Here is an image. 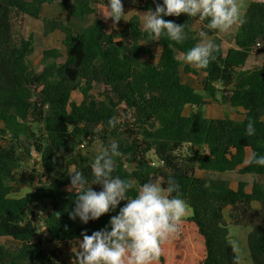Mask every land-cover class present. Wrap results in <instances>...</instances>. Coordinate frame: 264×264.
<instances>
[{
	"label": "trees",
	"instance_id": "trees-1",
	"mask_svg": "<svg viewBox=\"0 0 264 264\" xmlns=\"http://www.w3.org/2000/svg\"><path fill=\"white\" fill-rule=\"evenodd\" d=\"M50 1L0 0V141L6 142L0 143V238L19 243L0 244V264H57L48 245L65 246L82 239L85 229L90 235L104 228L126 203L88 224L69 219L76 193L70 190L68 169L74 164L92 179L94 156L79 150L95 138L105 145L119 142L122 156L115 174L121 178L138 186L173 176L180 184L191 212L180 237L163 245L159 264H238L229 239L231 225L248 230L250 260L264 264V167L245 163L248 149L264 155V1L248 3L247 22L237 27L234 46L225 54L219 31L205 29L206 21H199L196 29L198 20L187 14L164 17L184 24L185 41L162 35L140 44L150 37L137 14L121 29L107 30L97 20L75 33L63 21L39 16L40 5ZM95 1L74 0V13H92ZM136 5L155 8L153 0H137ZM30 18L41 19L44 36L64 33L65 55L57 48L43 50L39 71L28 59L34 50V36L26 30ZM202 30L219 45L216 58L206 69L182 65L177 57L200 40ZM154 45L162 50L158 57ZM254 51L262 54L260 63L245 67ZM199 71L205 74L204 93L227 107L241 108L242 120L204 116L203 94L181 77ZM75 91L82 94L79 103L71 100ZM187 104L195 109L184 115ZM110 118L116 119L115 128L107 126ZM249 120L255 123L254 136L246 135ZM24 157L37 159L39 167L32 169L38 183L31 192L12 195ZM232 172L252 177L251 192L245 180L236 189L230 186ZM91 187L102 189L99 184ZM253 202L259 203L258 210ZM37 206L46 210L44 232L35 241L38 227L31 208Z\"/></svg>",
	"mask_w": 264,
	"mask_h": 264
},
{
	"label": "clouds",
	"instance_id": "clouds-1",
	"mask_svg": "<svg viewBox=\"0 0 264 264\" xmlns=\"http://www.w3.org/2000/svg\"><path fill=\"white\" fill-rule=\"evenodd\" d=\"M155 3L154 10L149 8L143 13L129 11L125 13L123 0H102V7L93 14L102 13L107 22L111 19L115 29L121 20L128 21L130 13H136L139 24L150 39L142 42L157 41L162 35L181 43L187 39L184 24H177L164 17H178L187 14L200 22H207L205 29L226 32L234 27L243 26L247 20L241 0H162ZM208 31L200 32V40L177 59L182 65H191L206 69L214 60L219 45L208 38ZM259 43V42H257ZM256 43V44H257ZM254 46L256 50L259 46ZM162 50L158 49V55ZM117 121L110 118L109 128H115ZM246 135L256 134L255 123L249 120ZM122 156L117 140L105 145L99 144L97 154L91 163L92 179L89 181L75 165L68 169L70 190L76 193L74 207L69 211L70 220L82 224L95 221L104 214L116 212L118 205L126 201L116 215H112L108 224L90 235L87 230L80 233L75 248L73 264H159L163 255V245L180 237L189 205L180 194V184L173 176L163 179H148L135 185L115 174L118 158ZM153 163V162H152ZM246 164L264 167V155L252 151L245 160ZM99 184L100 191L91 186ZM135 189V195H130Z\"/></svg>",
	"mask_w": 264,
	"mask_h": 264
},
{
	"label": "crops",
	"instance_id": "crops-1",
	"mask_svg": "<svg viewBox=\"0 0 264 264\" xmlns=\"http://www.w3.org/2000/svg\"><path fill=\"white\" fill-rule=\"evenodd\" d=\"M261 1H264V0H261ZM136 4H137V0H123L125 13H127L129 11H135V12H139V13H143V12L147 11V10H143V9L138 8ZM91 6L94 9L93 12L90 14H87L85 16L80 17L74 13V7H75L74 0H69L66 3H64L62 0H51L50 2H44L43 4L40 5L39 16L40 17H48L51 19L63 21L65 24H67L68 26H70L72 28L73 32L78 33V32H81L83 29H85L88 25L93 23V14L95 13L97 8L102 7V0H98L97 2L96 1L92 2ZM134 14H136V13H130L129 17L126 19L129 20ZM97 20L101 21L105 25V29H107V30L121 29V28H123V26L127 22V21L121 20L120 22L117 23L116 28L113 29L111 19H109L107 22H105V20L102 18V13H99V12L96 14L95 21H97ZM193 26L196 29H199V27H200L199 21L194 22ZM26 30H27V32H31L34 36V50L28 57L29 61H30L31 56H33V54L35 53V51L37 49L36 43L38 42V38H39L38 44L43 43L45 45L43 47H46L43 50H45L47 48H57V49H59V51L62 54L65 55L66 50H65V46L63 45L64 33L61 32L60 30H55L52 33L48 34L47 36H44L43 35V23H42L41 19H39V18H30L28 20ZM218 36L221 38V49H222V52L225 54L230 47L234 46V38L232 41H229L222 36V32L218 33ZM208 38L211 39V37H208ZM155 48L160 49V46L159 45L153 46L154 54H155ZM43 50H42V53H43ZM259 54H260V56H262L261 53H258V52L255 53V51L253 53H251V55L247 59L245 67H249L251 64L255 63L256 60H257V63H260L261 58L259 57ZM156 56L158 57L159 55L157 54ZM41 68H42V66H41ZM41 68H39L38 71L41 70ZM181 77H182V80L184 83L193 87L195 89V91L203 94L206 104H204L201 109L204 111L203 112L204 116L214 117V118L230 117L234 120H242L244 118V111L241 108L227 107L226 105L219 103L217 100H215L214 98H212V97H210L204 93V91H203V83H204V79H205L204 72L199 71L196 76L191 74V73H188V74L182 73ZM194 82H195V84H193ZM216 97H217V99H219L221 97V94L217 93ZM213 101H215L218 105H220V107L225 108L223 110L224 116H220L217 114H211V113H209L208 110L205 111V106H207V107L209 105L213 106V104L210 103ZM203 107H204V109H203ZM194 109H195V106L187 104L183 109V114L188 115ZM262 119L264 120V116L262 117ZM248 151H249V149L246 151L245 160L247 158V152ZM31 174L32 173H30V176H31ZM197 174L199 176L203 175V173H201L200 171ZM243 177L244 178H240L239 180L247 181V185H246V187H247L249 185V181L247 179L249 177L252 179V177L249 175L248 176L245 175ZM238 181H237V185H238ZM230 186L233 189L237 188V186L234 188L231 185V182H230ZM251 187H252V182H251ZM246 191H247V189H246ZM247 192H249V191H247ZM5 239L11 240L10 244L15 245V242H14L15 240L11 239L10 237H5ZM18 244L19 243L17 242L16 245H18ZM65 259H66V261H68L67 258H65ZM67 264H69V263H67Z\"/></svg>",
	"mask_w": 264,
	"mask_h": 264
},
{
	"label": "rangeland",
	"instance_id": "rangeland-1",
	"mask_svg": "<svg viewBox=\"0 0 264 264\" xmlns=\"http://www.w3.org/2000/svg\"><path fill=\"white\" fill-rule=\"evenodd\" d=\"M250 1L253 0H241V3L243 5V12L245 13V10L247 8V5ZM236 29L237 27H234L233 29H230L229 31L226 32H222V36L224 38H226L229 41H232L235 33H236ZM221 33V32H219ZM43 37V36H42ZM221 39V38H220ZM38 42H39V38H38ZM38 42L36 43L37 49L35 51V53L33 54V56H31L30 58V63L31 66L33 67L34 70L38 71L39 68H41L42 66V50L46 47L43 43L42 44H38ZM155 54H158V49L155 48ZM259 57L261 58L260 54ZM255 63H257V60L255 61ZM195 84V82L193 83ZM99 89H102L101 87H99L98 89H94L93 92L97 93ZM82 94L79 91H75L72 93L71 95V100L79 103L82 100ZM213 104V106H205V111H209V113L211 114H217L220 116H224V112L223 110L225 108L220 107V105H218L215 101L210 102ZM204 109V107H203ZM202 110V109H201ZM202 112H204L202 110ZM102 142V140H100L99 138H95V140H93L91 143H86L85 146L82 148H80L81 150H79V152L81 154H85L88 157H93L97 154V150L99 147V144ZM1 144H5V141H0ZM250 151V150H249ZM247 152V157L250 154V152ZM151 157H153L151 155ZM25 158V157H24ZM37 159L35 158L34 160H28L27 158L24 159V164L22 163L23 167H20V173L18 176V180L16 183H14V188L12 189V195H23L25 193L31 192L34 188L37 182V176L36 174L33 172V167H35L36 169H38L39 165L37 163ZM157 160L154 159V163L157 164ZM152 164V162H151ZM154 164V165H155ZM74 164H70V166H72ZM153 165V164H152ZM129 168L131 166H128ZM27 170V171H26ZM30 173L31 176H30ZM230 180H231V185L235 188L237 186V181L240 178H244V175L241 174H237L232 172L230 175ZM261 181H264V177L260 178ZM249 181V185L246 187L247 191L251 192V182L253 181L250 177L247 179ZM25 185V186H24ZM20 193V194H19ZM252 206L254 209L258 210L259 209V203L257 202H253ZM32 212H33V218L36 220V224L38 227V233L37 236H39L40 234H42L44 232V228L42 225V217L45 216V210L44 208H42L41 206H37V207H32L31 208ZM228 209H225L224 214L225 217L229 220L228 217ZM190 208H189V213L188 216L190 215ZM247 229L244 227H234V226H229V239L232 242L237 257H238V264H253L250 260V256H249V250H248V245H247ZM11 242V240H6L5 238H0V244H5V245H9ZM15 245H16V241ZM13 243V242H12ZM47 247L54 249L57 257H58V261L57 264H73L74 258H75V254L73 253L75 248L78 249V243L77 241H73L70 242L69 244L62 246V245H58V246H54L53 244L48 245ZM68 259V261H66V259ZM72 259V260H71Z\"/></svg>",
	"mask_w": 264,
	"mask_h": 264
},
{
	"label": "built area",
	"instance_id": "built-area-1",
	"mask_svg": "<svg viewBox=\"0 0 264 264\" xmlns=\"http://www.w3.org/2000/svg\"><path fill=\"white\" fill-rule=\"evenodd\" d=\"M256 46H259V43L256 44ZM81 147H83V144L80 145ZM153 164V163H152ZM34 240H37V235L34 237Z\"/></svg>",
	"mask_w": 264,
	"mask_h": 264
},
{
	"label": "water",
	"instance_id": "water-1",
	"mask_svg": "<svg viewBox=\"0 0 264 264\" xmlns=\"http://www.w3.org/2000/svg\"><path fill=\"white\" fill-rule=\"evenodd\" d=\"M32 215H33V212H32Z\"/></svg>",
	"mask_w": 264,
	"mask_h": 264
}]
</instances>
